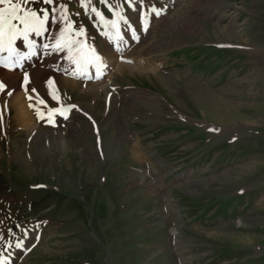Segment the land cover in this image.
<instances>
[{
  "label": "rangeland",
  "instance_id": "1",
  "mask_svg": "<svg viewBox=\"0 0 264 264\" xmlns=\"http://www.w3.org/2000/svg\"><path fill=\"white\" fill-rule=\"evenodd\" d=\"M24 5L48 11L44 38L33 37L51 48L27 69L24 89L43 104L35 127L14 105L0 115V261L264 264V0ZM113 21L130 46L105 74L66 71L68 49L52 47L61 30L101 57ZM67 77L80 81L67 88ZM2 83L0 101L16 87ZM195 84L231 110H204Z\"/></svg>",
  "mask_w": 264,
  "mask_h": 264
},
{
  "label": "bare ground",
  "instance_id": "2",
  "mask_svg": "<svg viewBox=\"0 0 264 264\" xmlns=\"http://www.w3.org/2000/svg\"><path fill=\"white\" fill-rule=\"evenodd\" d=\"M3 6L4 5H0V7H3ZM58 7H60V6H58ZM140 13H142V10ZM102 24H103V21L101 22V25L99 24V28H101ZM122 26L123 25L121 24L119 27L123 30L124 27H122ZM102 30L104 31V29H102ZM227 31L228 30L226 27V29L224 28V30H221V33L226 34L231 39L237 38L236 34H234L233 32H227ZM219 32H220V30H219ZM221 33H220V35H216V36L221 37ZM44 35H45V32L44 33L42 32L40 37L44 38ZM33 36H34V33H30L29 39L36 41V39H34ZM48 36H49V34H48ZM52 36H53V34H52ZM69 36H70V34H69ZM101 38H102L101 39L102 43H104V42L107 43L108 41L111 40L109 42L110 47H108V46H107L108 48L106 47L107 48L106 53L100 54L101 60H99L97 62H92V63L87 64V65H84L80 59V65L78 66L72 59H69V56L67 55L66 60H68L70 67H68L69 70H66V71H68V72H72V71L74 72L75 71V73H77L78 75H82L85 79L86 78L89 79L90 77L100 78L101 76H103L105 74V71L109 68V67L107 68L108 63H106V61L109 59L110 54L117 56V55H119V53H118L119 47L124 49V51H125L130 46V44H129L130 42L127 40L126 37L119 36V37L115 38L114 24L108 32L103 33ZM47 39H48V37H47ZM251 40H246V42H251ZM40 41H42V39H40ZM83 41H86V40L83 39ZM48 43H49V41L46 40L44 42V45L45 44L50 45ZM74 44H75V47H73V49H72L73 54H74V56L80 57V54L82 53L83 48L80 49L81 45L79 43H74ZM44 45L41 48H39L37 43L35 42V46L30 51L27 44L24 42L23 38L22 37L18 38L15 41V47L19 50L20 53H25L27 55H25L23 57V59H20L18 63L16 62V66H15L14 70L6 69L2 65H0V76L4 77V79H1V81L8 79L11 82V84L16 85L15 91L14 92L12 91L13 93H10L9 96H3L1 98L0 115L4 116L5 111L10 110V108L14 105L15 110H16L15 117H17V120L20 123V125H22V127H25V128L35 127L36 120L34 118L33 111L41 109L42 105H43L42 101L36 95L37 90L32 91V90H29V88L24 89L22 87H25V86L27 87L29 85V82H31L33 80L34 70H31V72L29 71L30 74H27V73H29V72H27V69L30 66H32L34 63L37 62V60H36V58H34L33 54H38L40 51L43 52L46 49L44 47ZM86 47H90L92 49V56L91 57H95L93 55V53L96 55L95 48L93 46H91L89 43L86 45ZM48 48H51V47H48ZM5 53H7L6 50L0 51V58L4 57L3 55ZM15 58L17 60V57H15ZM109 64H111V61L109 62ZM126 68H128L129 70H137V71L143 72L142 68H140V67H128V66L123 65V64L120 66L119 70L122 71ZM70 70H72V71H70ZM25 74H27V77H28L27 83L25 82V79H24ZM18 80H20V82H21V84L19 86L17 84ZM166 80H167L166 77H162L160 82L165 84ZM79 81L80 80H78V79H71V78L67 77V78H64V83H65L64 85L67 88H68V86L72 87V86H75V84H78ZM187 84L189 85V82ZM195 85H196V88H195V92H194V98L196 100H198L199 105L201 107H203L204 110L205 109L208 110V108H212V110H214L215 112H219V113L223 112V111L226 112V110L227 111L231 110V108L229 106V105H231L230 104L231 102H229V100H223V99L218 98L217 95L215 94V92H213L211 89L209 90L208 88H204L198 84H195ZM38 131H39V129L34 131V133L35 132L37 133ZM11 245H12V243H10V245L8 247H10ZM3 258H4V260L6 259V262H5L6 264H8V263L10 264V262L12 261L11 260L12 257L9 258L8 256H3Z\"/></svg>",
  "mask_w": 264,
  "mask_h": 264
},
{
  "label": "snow or ice",
  "instance_id": "3",
  "mask_svg": "<svg viewBox=\"0 0 264 264\" xmlns=\"http://www.w3.org/2000/svg\"><path fill=\"white\" fill-rule=\"evenodd\" d=\"M31 2V0H28ZM103 2V0H102ZM46 4L52 3V0H45ZM25 0H0V5H4L0 7V51H7L9 56L6 58L7 61H10L13 57H17L16 62L18 63L20 59L27 54L20 53L19 50L15 47V41L18 38H23L24 42L27 44L29 50L35 46V41L29 39L30 33H35L36 35H41L44 32L45 24L49 19V13L47 10L43 11V18L38 15L37 10L29 9L24 6ZM64 5L61 4V8L64 9ZM96 12L95 9H92ZM55 11V9H53ZM153 12L156 15L160 14V10L153 7ZM97 16H101L102 14L96 12ZM115 25V21L112 22ZM64 37V30L62 29L59 36L56 38V43L52 45V47L56 50H63L64 48L68 49L69 59H72L78 66L80 65V58L74 56L73 47H75L74 43H69L67 41L62 42V38ZM44 47L47 49L49 45L45 44ZM95 60H101V57L95 55ZM4 63L5 67H14V64H9L5 61H0ZM25 82H27L28 77L25 74ZM6 85L0 82V89H4ZM21 244H17V247H20ZM0 264H4V262L0 261Z\"/></svg>",
  "mask_w": 264,
  "mask_h": 264
}]
</instances>
